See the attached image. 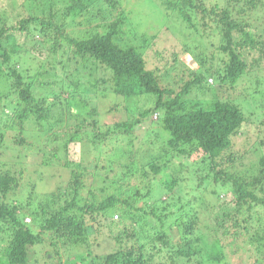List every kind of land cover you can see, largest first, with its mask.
<instances>
[{"label": "trees", "instance_id": "16d2710c", "mask_svg": "<svg viewBox=\"0 0 264 264\" xmlns=\"http://www.w3.org/2000/svg\"><path fill=\"white\" fill-rule=\"evenodd\" d=\"M33 1L8 2L0 26V264H73L77 257V264H222L229 263V256L235 263L264 264V154L258 172L247 178L218 168L233 136L248 122L255 124L240 105L253 94L242 85L237 100L218 92L234 89L243 77L259 87L257 81L264 77L259 73L264 65V0H155L162 21L150 37L137 34L129 7L134 0H62L60 7L52 0L48 10L43 2L40 13L30 14ZM173 26L187 35L184 42L169 36ZM18 35L33 38L28 48L38 41L49 47L45 58L30 56L38 64L34 73L35 65L31 68L27 57H21L30 50L16 43ZM164 78L171 84L180 80V90L162 84ZM195 92L197 98L190 102L187 97ZM98 94L115 100L122 96L126 103L137 98L138 116L103 131ZM120 101L109 111L119 112ZM154 114L158 118L152 124L168 134L169 151L140 163L145 175L147 167L152 179L171 192L166 199L153 197L151 205L150 190L129 186L136 162L98 195L85 182L90 171L102 178L98 160L73 171L67 189L39 200L34 185L16 197L25 174L22 154L37 143L43 165H48L86 137L98 149L109 137L129 136ZM260 125L263 130L264 118ZM126 145L129 152L136 147L131 138ZM188 151L202 153L211 171L199 187L213 184L211 195L222 190L233 195L211 222L204 220L211 218L207 207L192 208L190 196L171 200L178 181L175 173L165 171L162 158ZM196 196L203 205L205 198Z\"/></svg>", "mask_w": 264, "mask_h": 264}, {"label": "rangeland", "instance_id": "374dc122", "mask_svg": "<svg viewBox=\"0 0 264 264\" xmlns=\"http://www.w3.org/2000/svg\"><path fill=\"white\" fill-rule=\"evenodd\" d=\"M2 2L6 4L2 5ZM8 2L14 5L16 0H0V26L2 25V20H4L5 18L4 15H8L5 12V6H9L7 4ZM43 2L46 3V8L48 10L49 4L52 3V0H35L32 3L34 9H31L30 14H37V12L40 13L41 11L37 9L42 8ZM129 2V7H131L130 11L134 13L132 17L134 18V21H136L138 24V36L150 37V35H153L154 33L152 29L154 27H157L156 22L162 21L159 5L155 0H134ZM55 3L57 7L63 5L62 0H55ZM24 12L28 13L26 9L25 11H23V13ZM17 16H14L13 18L16 19L18 18ZM171 29L174 31V33L170 32L169 36L177 37L178 41H185L187 35L179 34V26H173L171 27ZM72 30V28L69 29V31L71 32ZM35 38L40 39L39 34H36ZM25 39H27V37L25 38L23 35H18V39H16L15 41L16 43H18V45H22V43H24V45L26 44V47L31 46L33 43L31 41L33 40V38L29 37L28 40ZM4 40L5 39H3V45H5ZM44 46L45 45H42L38 41L33 47H27L30 51H28L26 54H23V52H21V57H27L26 59L29 61V64H32L30 65L31 68L33 67V65H35V67L31 70L32 73H34L38 69V64L35 61L31 60L30 56H40L39 58H45V56L47 57L46 54H48L47 52H49V47L47 45L46 47ZM153 46V48H156L155 45ZM42 48L43 50L41 53L40 50ZM8 49L11 51V48ZM20 60L22 59L20 58ZM259 66L261 68V72L259 73L263 74L264 65ZM28 77L30 76L28 75ZM31 78L32 77H30V79ZM259 80L260 81H257V83L259 84L258 88H256L254 80L250 79L249 77H243L240 83L239 81L237 82L235 86L237 87L236 90L235 87L234 89L220 88L218 92V94L220 95H218L219 97L236 99L239 94L238 90L240 89V85H242V87L245 88V92L247 91L249 92V94L254 95L252 98L249 99L243 97V99L240 101L243 104L240 105L242 106L245 114L247 115L246 119L251 116L249 120L255 122V124L248 122L245 127L242 126L243 129L237 135L233 136V145L231 149L228 150L225 157H223L222 165L218 167H226L229 172H235L237 175L243 176L245 178H247L249 175H252L253 173L258 172L260 156L264 154V129H260V121L264 118V77L263 79L259 77ZM179 82L180 80L174 81L173 84H171L166 78H164L162 84H164L165 86L168 85L171 88L175 87L176 90L179 91L181 88V84ZM191 94L192 95H189L187 97L190 102L197 98L196 92L194 94ZM117 97L118 99L124 100V102L118 99L115 100L114 96H104L103 98L100 94L97 95L96 101L98 102V109L100 111V120L103 123V131L106 130V127L110 124H114L115 122L120 121H130L131 119H134L136 116H138L137 113L141 107V104H138V102H136L137 98H134L126 103L125 98H123L122 96ZM119 101L121 104L119 112L112 110L109 111V106L119 104ZM143 103L149 104L148 101L147 103ZM154 121H156L154 116H150L149 119L145 120L143 123L136 125L129 136L124 135V137H119L118 140L116 137H109L104 142L99 143L100 145L98 149H96L94 145L89 142L88 138H90V136L86 137L85 140L89 143L84 141L79 144L75 143L69 145V148L66 153L65 151L61 152L59 160H53L48 165H43V153L37 149V147L40 146L37 143V145L24 151L22 154V162L24 163L20 165L22 166V168L25 169V174L21 180V187L16 190V197L26 195V192L31 190L34 185L37 190L35 191V193H37V197L39 200L43 199L48 192H52L53 190L58 192V190L61 191V189H67L68 184L72 179L73 171H83L85 167L91 166L94 160H98L101 167L99 169L101 174L103 175L102 178L94 176V173L90 171V173L87 174L88 179L85 180L86 185H90V187H92V190L97 191L98 195H104L105 192L101 193V188L103 186L104 188H109V186L114 181L122 178L124 174L127 175V165L131 166L132 162H136L137 169H133L135 173L129 183V186L133 188L138 187L143 191V193H146L147 190H150L152 192V195L149 199V204L151 205L154 204L153 197L157 199H166L167 196L171 194V192H167L168 189L166 187H162V184H160V182H157L156 180L152 179L154 174L151 173L150 169L147 167L146 171L148 172V175H145V173H143L144 169L141 165L142 163H140H146L150 159H153V157H155L156 155H161V153H164L163 156H165L166 153L169 151V147L167 144L168 134L165 133L164 129L160 125L153 126L152 122ZM153 127L154 129H156L155 131L152 130ZM89 130H91V127H89ZM123 138H125V142ZM130 138L133 141L134 146H136L139 150L136 151V147H133V152H129V150H126L127 145L125 147V144ZM119 146L121 147L120 150ZM110 148L111 150H109ZM192 152L194 151H188L185 155L181 156L177 155V152H174V156L172 158H162V161L165 163V165H167L165 171L167 173H175L176 179L178 181V185L172 192L174 193V199L171 198V200L175 201V203L177 202V200H182L180 194H184L185 196L188 195V197L190 196L192 199V208L196 209L199 206L207 207L208 212H210L211 218L209 220H204L211 222V219L214 216V212L216 211V209L220 208L222 203L227 201V198L231 199L233 195L227 196V193L224 190L220 191V195L218 196L214 194L211 195V189L213 187V184L210 186L209 184L207 185V183H204L202 186L199 187V184L202 181V177L207 176L209 172L211 174V171L208 169L207 163H203V161H205L204 155L199 152ZM10 160L15 161L16 159L10 158ZM201 162L203 163V168L200 167ZM105 178L107 179L106 181H104ZM93 183L94 186H92ZM87 190L89 189L87 188L85 191ZM83 194L86 195L85 192ZM195 195H197L196 198H205L201 199L203 200V205H200L196 201L194 197ZM12 197L16 198L14 193L12 194ZM218 197L220 198V200H216ZM216 201L218 202L215 205L214 203H216ZM181 203H183V201ZM227 205L232 206L230 202H227ZM27 218L32 219L31 215H27L25 218V221L27 223L30 222L29 224H31L33 220L32 222L27 221ZM114 218L117 219L118 215H115ZM172 235L173 237H176L178 235L177 227L173 228ZM105 247L107 246L105 245L104 248ZM101 249L102 246L100 245L98 250L101 251ZM227 259L229 263H227V261L225 260L222 264H242L240 262L235 263L236 259L231 258L230 256ZM74 262H76V264L80 262V257H77ZM64 263L72 264V262L70 261H65Z\"/></svg>", "mask_w": 264, "mask_h": 264}, {"label": "clouds", "instance_id": "9594fccd", "mask_svg": "<svg viewBox=\"0 0 264 264\" xmlns=\"http://www.w3.org/2000/svg\"><path fill=\"white\" fill-rule=\"evenodd\" d=\"M210 81H211V79H210ZM153 116H154L155 119L158 118V115H157V114H154ZM153 116H152V117H153Z\"/></svg>", "mask_w": 264, "mask_h": 264}, {"label": "built area", "instance_id": "2783aa9c", "mask_svg": "<svg viewBox=\"0 0 264 264\" xmlns=\"http://www.w3.org/2000/svg\"><path fill=\"white\" fill-rule=\"evenodd\" d=\"M27 221H31V219L30 218H27Z\"/></svg>", "mask_w": 264, "mask_h": 264}]
</instances>
